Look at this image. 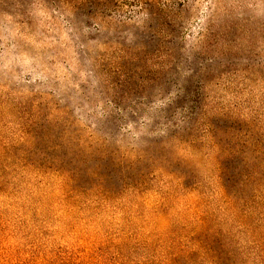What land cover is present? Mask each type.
Listing matches in <instances>:
<instances>
[{
	"label": "rangeland",
	"instance_id": "obj_1",
	"mask_svg": "<svg viewBox=\"0 0 264 264\" xmlns=\"http://www.w3.org/2000/svg\"><path fill=\"white\" fill-rule=\"evenodd\" d=\"M0 264H264V0H0Z\"/></svg>",
	"mask_w": 264,
	"mask_h": 264
},
{
	"label": "trees",
	"instance_id": "obj_2",
	"mask_svg": "<svg viewBox=\"0 0 264 264\" xmlns=\"http://www.w3.org/2000/svg\"><path fill=\"white\" fill-rule=\"evenodd\" d=\"M208 85L202 86L200 89L195 90L192 99L185 107L179 111V114H184L183 119L188 123L182 128V131L177 132L171 130L173 126H177L176 114L169 112L168 108H161V118H165L167 122H161V126L167 128L171 132L170 139H180L183 136V131H196L200 123L208 118L209 110L211 109V102L209 100ZM208 121V119H207ZM210 124V123H208ZM208 129L214 132L215 129L209 125Z\"/></svg>",
	"mask_w": 264,
	"mask_h": 264
}]
</instances>
